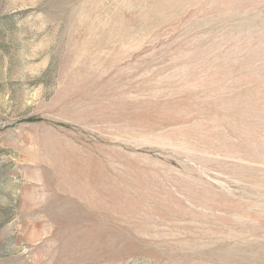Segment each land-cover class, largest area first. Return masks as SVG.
Listing matches in <instances>:
<instances>
[{
    "label": "rangeland",
    "instance_id": "obj_1",
    "mask_svg": "<svg viewBox=\"0 0 264 264\" xmlns=\"http://www.w3.org/2000/svg\"><path fill=\"white\" fill-rule=\"evenodd\" d=\"M0 264H264V0H0Z\"/></svg>",
    "mask_w": 264,
    "mask_h": 264
}]
</instances>
